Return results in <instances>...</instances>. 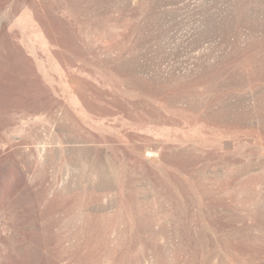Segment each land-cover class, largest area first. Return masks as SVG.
<instances>
[{
	"label": "rangeland",
	"instance_id": "rangeland-1",
	"mask_svg": "<svg viewBox=\"0 0 264 264\" xmlns=\"http://www.w3.org/2000/svg\"><path fill=\"white\" fill-rule=\"evenodd\" d=\"M0 264H264V0H0Z\"/></svg>",
	"mask_w": 264,
	"mask_h": 264
}]
</instances>
